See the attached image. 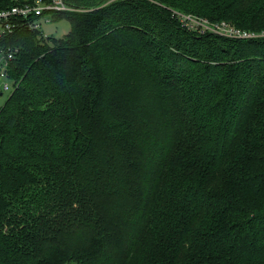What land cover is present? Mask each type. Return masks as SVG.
I'll use <instances>...</instances> for the list:
<instances>
[{"label": "trees", "instance_id": "obj_1", "mask_svg": "<svg viewBox=\"0 0 264 264\" xmlns=\"http://www.w3.org/2000/svg\"><path fill=\"white\" fill-rule=\"evenodd\" d=\"M35 0H0V10ZM20 26L0 110V264H264V0H65Z\"/></svg>", "mask_w": 264, "mask_h": 264}, {"label": "built area", "instance_id": "obj_2", "mask_svg": "<svg viewBox=\"0 0 264 264\" xmlns=\"http://www.w3.org/2000/svg\"><path fill=\"white\" fill-rule=\"evenodd\" d=\"M70 10L65 0H35L0 10V95L6 93L10 95L15 89V81L11 77L10 69L17 55L13 49L2 47L4 40L22 25L41 33L42 21H50L54 13ZM49 14H52L51 17H48ZM174 15L178 17L184 28L200 33L210 32L233 39L264 37V31L240 29L227 21L212 22L205 17L179 11H174Z\"/></svg>", "mask_w": 264, "mask_h": 264}, {"label": "rangeland", "instance_id": "obj_3", "mask_svg": "<svg viewBox=\"0 0 264 264\" xmlns=\"http://www.w3.org/2000/svg\"><path fill=\"white\" fill-rule=\"evenodd\" d=\"M52 14H49L48 17H51ZM71 28V24L67 18H63L60 20H53L50 21L44 20L41 22V33L42 35L47 38H62L64 37ZM9 97V93L4 95H0V110L5 105L7 99Z\"/></svg>", "mask_w": 264, "mask_h": 264}]
</instances>
